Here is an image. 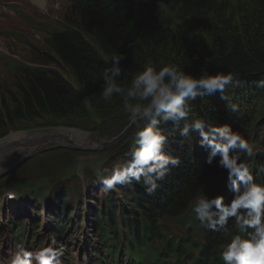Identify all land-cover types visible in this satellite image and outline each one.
Listing matches in <instances>:
<instances>
[{"label": "trees", "instance_id": "obj_1", "mask_svg": "<svg viewBox=\"0 0 264 264\" xmlns=\"http://www.w3.org/2000/svg\"><path fill=\"white\" fill-rule=\"evenodd\" d=\"M62 22L46 32L45 49L49 54L42 58L54 69L40 61L42 54L31 65L14 64L13 71L20 79L10 104L3 102L0 106V130L42 117L76 126L77 120L87 114L83 100L98 118L125 113L121 97L114 96L109 102L100 98L102 73L110 66L114 52L125 56L121 61V82L125 86L147 63L158 69L174 63L194 76L203 67L213 74L231 72L234 80L224 94L238 105V111L232 112L228 102L216 93L190 101L189 119L203 118L213 125L227 123L240 131L256 152L251 159L243 157L244 162L256 182L264 184V171L257 174L264 165V0H69ZM60 68L70 73L83 100L56 71ZM161 127L167 137L165 151L179 158V166L171 169L151 196L135 182L117 185L115 191L136 212H144L147 219L154 211H162L167 217L187 213V223L197 229L201 226L192 211L194 197L203 191L210 197L222 195L225 203L230 202L227 173L215 161L206 163L207 151L200 147L195 133L185 138L172 123ZM132 145L133 141L121 150V160L127 158ZM217 178V186L211 185ZM90 189L95 202L101 194L107 203L102 208L96 202L94 212L100 208L111 220L115 213L124 215L117 210L114 191L106 194L103 186L94 183ZM232 223L230 220V228ZM207 235L206 253L220 256L217 249L228 239L220 232L207 230ZM241 235L246 237V233ZM206 260L207 256L203 262Z\"/></svg>", "mask_w": 264, "mask_h": 264}, {"label": "clouds", "instance_id": "obj_2", "mask_svg": "<svg viewBox=\"0 0 264 264\" xmlns=\"http://www.w3.org/2000/svg\"><path fill=\"white\" fill-rule=\"evenodd\" d=\"M34 3L41 12H47L46 0H34ZM124 59V54L119 52L110 56V66L102 73L100 98L109 102L114 96L121 97L128 126H135L136 131L127 158L100 174L103 191L107 194L117 185L135 182L142 184L148 195H153L162 186L159 182L180 164L178 157L165 151L167 137L161 125L172 123L185 138L195 133L200 147L207 151L206 163L212 165L215 161L218 168L226 171L225 185L232 199L225 203L222 195L210 197L202 191L194 197L192 211L203 229L220 232L228 239L220 253L224 264H264V184L256 182L243 159L256 155L254 146L230 124L213 125L203 118L189 119L190 101L216 93L228 102L232 112L238 111V105L224 94L234 80L233 74L223 71L213 74L203 67L194 76L174 63L159 69L147 63L133 74L130 85L125 86L121 82ZM106 171L110 174H105ZM261 171L264 165L257 169V174ZM8 197L14 198L11 191ZM241 233H246V237ZM62 255L63 251L52 245L29 250L20 242L10 255L0 259V264H59Z\"/></svg>", "mask_w": 264, "mask_h": 264}, {"label": "rangeland", "instance_id": "obj_3", "mask_svg": "<svg viewBox=\"0 0 264 264\" xmlns=\"http://www.w3.org/2000/svg\"><path fill=\"white\" fill-rule=\"evenodd\" d=\"M3 4L0 0L1 107L3 102L10 104V98L14 97L15 91L17 92L16 86L20 77L13 71L14 64L31 65L30 62L33 60H39L36 57L38 54H42L40 61L43 64L47 61L42 58L44 54H49L45 49L47 29L63 23V18L69 10V0H46V13L39 10L34 0H17L16 4L5 6V12L1 11ZM45 63L46 68L54 69L53 66ZM56 71L64 76L83 100L84 97L70 73L62 68ZM83 105L87 114L84 118L77 120L76 126L72 125L73 122L59 123L51 121L49 117H42L25 123H14L6 130H0V143H3L9 136L28 139L26 142H21L24 144L17 149H13L12 143L4 144L0 148V157L11 160L6 166L0 160V169H2L0 170V191L2 189L13 191L17 205L14 206L13 203L7 202L4 206L6 205L7 216L15 219L16 222L22 221V218L26 216L35 221L38 219L35 211L38 208L37 202L32 201L31 197L39 199L45 197L51 201L53 208L61 203L67 204L68 209L69 205L78 200L92 203L90 199L93 198V194L90 184L103 186L99 183L100 174L105 169L110 170L114 164L123 162L121 150L133 141L136 131L135 126H128L127 114L119 113L98 118L85 100H83ZM0 118H3L1 112ZM65 129L79 133L81 137L76 141L83 142V145H76L73 139L61 134ZM60 141L65 142L60 143ZM20 162H22L21 165L12 170ZM105 174L110 173L106 171ZM218 180L217 178L211 185L216 184L217 186ZM30 184H35V188L30 187ZM19 189L25 192L20 193ZM116 192L114 190L117 197L121 196ZM24 194H29L30 197ZM97 197L98 199L103 198L101 194ZM63 200L64 203L61 202ZM162 208L163 206L159 209L162 210ZM138 212L146 217L144 212L139 209ZM4 222L5 219H0V225ZM0 230L4 233L3 229L0 228ZM69 235H73L77 241L76 251L67 252V255L73 254L68 257L73 261L79 252L83 249L84 253L86 248L79 242L77 233L71 232ZM87 248H90V245ZM77 261L75 264H78ZM82 264H88V262Z\"/></svg>", "mask_w": 264, "mask_h": 264}, {"label": "bare ground", "instance_id": "obj_4", "mask_svg": "<svg viewBox=\"0 0 264 264\" xmlns=\"http://www.w3.org/2000/svg\"><path fill=\"white\" fill-rule=\"evenodd\" d=\"M35 4V3H34ZM50 133V132H49ZM61 134H63V135H65V136H67V138H71V139H73V141H75V144L76 145H83V142L81 143V142H78V141H76L77 140V138H80L81 137V135L79 134V133H76V132H73V131H69V130H64L63 131V133H61ZM22 135V134H21ZM49 135V134H48ZM59 135H60V133H59ZM18 137V136H17ZM65 139V138H64ZM26 140H28V139H20V138H16V136H9V138L8 139H6L5 141H3V143H0V148H2L3 146L2 145H4V144H9V143H12L13 145H12V147L14 146V148L13 149H17V148H19V147H21L22 146V144H24V143H21V142H26ZM55 141V140H54ZM58 141V140H57ZM70 141V140H69ZM27 142H29V141H27ZM30 142H34V140H30ZM65 141H63V142H61L60 141V143H64ZM19 143V144H18ZM2 146V147H1ZM9 147V146H8ZM0 160L1 161H3V163H5V166L6 165H8L10 162H11V160H8V159H5V158H3V157H0ZM1 163V162H0ZM4 166V164H3V167H5ZM90 221H92V217H90Z\"/></svg>", "mask_w": 264, "mask_h": 264}, {"label": "water", "instance_id": "obj_5", "mask_svg": "<svg viewBox=\"0 0 264 264\" xmlns=\"http://www.w3.org/2000/svg\"><path fill=\"white\" fill-rule=\"evenodd\" d=\"M21 163H22V162H20L19 164H17L14 168H12V170L15 169V168H17V167H19V166L21 165ZM8 173H9V172H8Z\"/></svg>", "mask_w": 264, "mask_h": 264}]
</instances>
